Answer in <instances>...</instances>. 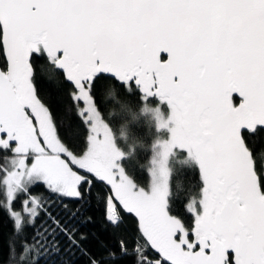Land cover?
<instances>
[{"label":"snow or ice","instance_id":"6c2138e0","mask_svg":"<svg viewBox=\"0 0 264 264\" xmlns=\"http://www.w3.org/2000/svg\"><path fill=\"white\" fill-rule=\"evenodd\" d=\"M0 47V204L17 235L25 216L27 226L45 216L31 242L25 238L21 258L41 248L58 253L61 234L68 250L85 253L86 237L33 188L42 184L67 209L65 199L83 202L103 182L111 191L107 222L123 223L116 201L136 218L137 235L132 253L120 235L118 253L101 244L102 258L89 264L129 255L133 264H264V162L255 166L247 145L264 132V0H0ZM34 56L46 57L72 85L83 126L79 150L62 140L38 97ZM148 114L157 139L146 189L126 172L135 149L126 152L121 141L128 124L137 129ZM176 155L198 169L201 184L198 194L175 185L187 198V222L173 214L169 164ZM9 249L12 264L11 240Z\"/></svg>","mask_w":264,"mask_h":264},{"label":"trees","instance_id":"16d2710c","mask_svg":"<svg viewBox=\"0 0 264 264\" xmlns=\"http://www.w3.org/2000/svg\"><path fill=\"white\" fill-rule=\"evenodd\" d=\"M5 61L3 49L0 47V66H2ZM32 63L35 73L34 87L37 89L38 97L50 109L54 123L58 128L59 136L63 141L68 143L69 146L79 150L83 147V126L81 124V118L78 115V107L73 104L70 96L72 86L67 83L61 72L48 63L46 57L34 56ZM49 72L54 73V79H49ZM109 83L112 82L109 81ZM139 95L140 94L136 93L134 90L129 97L130 102L136 104ZM233 102L234 105H238L239 100L234 98ZM147 103L151 107L156 108L158 100L151 99L148 100ZM68 109H71V111ZM119 123L124 122L119 121ZM117 132H119L118 127ZM126 135L127 140H122L121 146L126 152H130L133 148L135 149L132 160L124 161L126 172L134 182L147 189L149 187V176L146 167L151 160L152 144L157 139L155 124L149 116L145 115L139 121L137 129H134L131 123L128 124ZM247 145L252 153L255 166L259 167L261 162H264V132H258L256 135L251 136L247 140ZM184 161L185 157L183 155L174 156L170 161V169L174 177L173 214L180 212L181 218L185 219L187 222L191 216V214L186 211L187 198L183 196V194H175V185L190 186L192 192L198 194L201 184L198 169H188ZM181 171L183 175L180 174ZM81 190L84 191V186L81 187ZM31 191L33 196H39L46 201V207L49 204L51 205L49 211H51L53 215H56L62 222L66 221L69 227H75L78 237L80 235L86 237V240L81 242L86 254L74 247L68 250V241L63 234H61L57 237L59 244L58 253L53 254L50 248L47 251L41 248L39 254L32 251L21 258L25 238L27 237L31 242L34 229L41 227L42 221L45 220V216L41 213L36 219L35 226H27L28 219H25L26 226L23 229V234L17 235L14 233L13 221L9 219L7 212L3 209V205L0 204V264H9L10 240L15 249V258L12 264H89L90 258H102L104 249L101 248V244L106 245L108 248L118 253L119 249L116 240L120 235L125 238L128 252L132 253L134 237L137 235L134 230L136 218L131 214H127L118 202L113 201L118 208V213L123 223H121L119 229H117L107 222V197L111 195V191L110 187L105 183L94 182L90 192H84L83 202L77 199H65L63 204H67V209H65L61 201L51 194L42 184H38ZM14 207L17 210L20 209L19 200L14 204ZM72 213H75V215L73 216ZM133 262L134 257L129 255L119 259L117 264H133Z\"/></svg>","mask_w":264,"mask_h":264},{"label":"rangeland","instance_id":"374dc122","mask_svg":"<svg viewBox=\"0 0 264 264\" xmlns=\"http://www.w3.org/2000/svg\"><path fill=\"white\" fill-rule=\"evenodd\" d=\"M158 100V99H157ZM147 103V102H146ZM150 106V105H149ZM151 107V106H150ZM156 108H159L160 110H161V112L162 113H164V114H168V112H169V110H168V108H167V105L166 104H164L163 102H160L159 100H158V104H157V107ZM147 116H149L150 118H151V120L153 121V119H152V116H151V114H148ZM154 122V121H153ZM154 124H155V122H154ZM156 127V126H155ZM150 163V162H149ZM169 167H170V164H169ZM146 169H147V167H146ZM147 173H148V176H149V172H148V170H147ZM149 186H150V180H149ZM110 187V186H109ZM25 219H28V217H25Z\"/></svg>","mask_w":264,"mask_h":264},{"label":"water","instance_id":"95a60500","mask_svg":"<svg viewBox=\"0 0 264 264\" xmlns=\"http://www.w3.org/2000/svg\"><path fill=\"white\" fill-rule=\"evenodd\" d=\"M4 58H5V56H4ZM5 60H6V58H5ZM56 69H57V68H56ZM57 70H58V69H57ZM58 71L62 73V71H60V70H58ZM62 74H63V73H62ZM63 76H64V75H63ZM67 83H68L69 85H71L69 82H67ZM71 86H72V85H71ZM234 98H237V99L239 100V103H240V98H239L238 95L234 94V95H233V99H234ZM156 99H158V98H156ZM239 103H238V104H239ZM233 104H234V102H233Z\"/></svg>","mask_w":264,"mask_h":264},{"label":"built area","instance_id":"2783aa9c","mask_svg":"<svg viewBox=\"0 0 264 264\" xmlns=\"http://www.w3.org/2000/svg\"><path fill=\"white\" fill-rule=\"evenodd\" d=\"M116 211H117V215L120 216L119 213H118V208H117V207H116ZM120 217H121V216H120Z\"/></svg>","mask_w":264,"mask_h":264},{"label":"flooded vegetation","instance_id":"af4514ba","mask_svg":"<svg viewBox=\"0 0 264 264\" xmlns=\"http://www.w3.org/2000/svg\"><path fill=\"white\" fill-rule=\"evenodd\" d=\"M151 99H156V98H149V100H151Z\"/></svg>","mask_w":264,"mask_h":264}]
</instances>
